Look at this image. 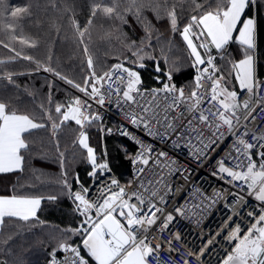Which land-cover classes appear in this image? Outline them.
Instances as JSON below:
<instances>
[{"label": "snow or ice", "instance_id": "snow-or-ice-1", "mask_svg": "<svg viewBox=\"0 0 264 264\" xmlns=\"http://www.w3.org/2000/svg\"><path fill=\"white\" fill-rule=\"evenodd\" d=\"M38 8L40 5L35 0H27L19 4L11 3L10 0H0V22L3 23L9 40L22 46L21 50L17 51L16 47L0 40V44L10 48L14 53L7 60H0V65L15 62L17 59L32 62L36 65V71L52 73L83 93L87 99L73 96L65 103L56 102L53 105L49 93L48 106L40 103V111L37 114L21 111L11 98H0V174L24 173L26 169L34 173L40 172L39 169L31 167V162L37 155L34 151L35 141L31 139L33 131L50 128L51 135L55 138L69 121H73L78 126L72 145L83 150L84 158L91 166V171L87 175L95 180L99 178L101 172H111L106 158L107 149H103L98 160L96 148L90 143L88 129L99 124L101 132L106 131L109 134L112 132L111 128L103 127L102 115L92 108L89 101H95L103 107L113 93L117 95V106L121 98L125 102L137 104V97L144 93L151 95L153 99L160 94H163L165 100L171 98V104L165 108V111L168 108L175 109L182 103L187 104L188 111L199 112L201 122L215 127L216 132H219V139L224 136V132L220 131L222 127L230 135L235 136V125L240 123L241 108L245 111L249 109L248 100L240 101L235 85L230 83L229 78L232 77L238 83L240 90H246L250 94L264 90V79L259 76L258 60L259 40L261 31L264 30V0H186V3L179 4L176 0H127V2L91 0L89 15L83 26L74 15L71 17L72 27L78 34L86 55L88 73L83 78V83H77L47 62H42L37 56L23 51L25 47L34 50L39 47L36 38L27 36L23 32V22L31 18ZM177 8L180 9L179 12ZM185 12L187 17L182 21L181 17ZM147 13H151L157 21H166L171 33L178 34L186 46L190 67L195 70L192 81L194 86L190 87L187 93L185 86L178 87L173 82V68L170 67L166 72L161 69V61L168 65L169 57L164 47H160L159 52L156 51L153 32L159 30L155 29ZM129 16L134 17L141 25L144 32L142 37L130 39L122 28L113 32L100 25V38L110 41L115 37L120 40L129 53L124 56V60L132 65L144 68L146 66L144 61L151 60L156 72L166 76V82L161 81V75L155 77L157 81H161L162 87H144L140 72L133 67H125L124 63H117L107 70L97 71L96 61L89 52L85 37L91 40L95 21L119 20L122 25H128ZM234 43H238L239 48L233 49ZM156 44H159V36L156 37ZM170 50L169 48L168 51ZM234 56L241 58H233ZM50 59L49 56L48 60ZM117 72L120 74L116 75ZM15 75L17 73L5 69L0 72V79L15 85ZM205 82L208 83L207 88L204 86ZM114 84L119 86L113 87ZM49 87L51 88V85ZM204 103L211 105L207 112L216 117L215 121H210L208 114L201 110ZM142 113L132 111L124 115L131 125L153 135L150 124L156 113L151 107H143ZM147 113H151V117L146 115ZM247 118L244 116L245 120ZM167 127L171 128L172 125L169 124ZM121 134L130 137L141 149L136 155L129 156L132 163L140 162L147 165L149 159L145 154H151V145L145 144L127 129L121 131ZM246 136H248L247 131L236 137L240 147L234 146V150L237 154L243 155L247 163L243 166L238 163L234 167H228L223 160H220L213 175L222 174L221 178L230 184L242 182L249 194L264 205V136L257 137L252 134L251 139L257 141V144L249 142L244 138ZM214 143L215 141H212V144ZM54 145L62 169V178L59 182L63 187V194L72 200L75 205L74 211L80 220L76 227L61 229L58 237H50L49 241H36L37 245H43L44 253L43 259L38 264H149L150 256L161 245L153 246L149 241L148 233L160 220L164 209L151 199L146 200L139 191L128 192L115 177H109V180L110 185L116 190L104 185L105 195L97 199L90 198V189L81 182L79 173L73 176L78 185L77 188H73V184L68 179L65 153L60 151L59 139H54ZM257 147L260 150L255 155L259 156V162L254 159L253 154V150ZM204 148L211 149V144H205ZM241 148H243L242 153ZM160 155L167 156V153L161 152ZM206 155L205 151H198L197 159ZM36 179L40 180V176H36ZM155 195L156 193L153 192L152 196ZM45 199L55 201L57 196L44 197L17 192L15 186L10 194H0V232L3 231L6 221L17 228L16 232L4 239V244H8L14 235H20V230L25 225L35 226L46 223L38 215L42 201ZM160 199L163 202V197ZM175 211L183 215L182 209L176 208ZM247 216L249 220L243 227L241 223L235 222L234 226L225 225L228 231L224 239L228 241L231 250L225 253L221 264H264V206L259 207L258 214L254 209L248 212ZM173 219V214L168 212L160 221L161 229H166ZM27 230L31 231V227ZM174 239H180L178 233ZM51 241L54 243L50 244ZM31 247L29 245L23 250L28 251ZM203 251L202 248L200 253L202 254ZM190 255L195 254L190 253ZM2 264H8V261H3ZM13 264H28V262L22 254H19Z\"/></svg>", "mask_w": 264, "mask_h": 264}, {"label": "built area", "instance_id": "built-area-1", "mask_svg": "<svg viewBox=\"0 0 264 264\" xmlns=\"http://www.w3.org/2000/svg\"><path fill=\"white\" fill-rule=\"evenodd\" d=\"M119 74V72L116 73V75ZM117 86L119 85H113V87ZM180 86H185L186 93L189 91L187 85L178 87ZM204 86L207 88L208 83L205 82ZM72 90L77 96L87 99L77 89L72 88ZM239 99L241 102L248 100L249 109L245 111L241 108L240 123L235 125L236 135H230L222 127L220 131L224 132V136L219 139V132H216L215 127L201 122L199 112L188 111L187 104L182 103L175 109L168 108L165 111V108L171 104V98L165 100L163 94L153 99L151 95L144 93L137 97V104L125 102L121 98L119 106L116 104L115 93L103 107L95 101H89L92 108L102 115L103 127L111 128L113 133L127 141L121 146L123 151L129 153L130 145L133 146L131 156L141 151L134 140L121 134L124 129L134 133L145 144L152 147L151 154H145L149 159L147 165L140 162L133 164L130 159L129 181L120 179L106 157L111 172H101L99 178L95 180L93 178L88 186L90 198H101L106 194L104 185L116 190L110 185L109 180V177H115L128 192L139 191L146 200L151 199L157 206L164 209V214L148 233L149 241L153 246L161 245L150 256L149 264H221L225 253L231 250L228 241L224 239L228 231L225 225L234 226L235 222L241 223L243 227L249 220L247 213L255 209L258 214L259 207L264 206L249 194L242 182L230 184L221 178L222 174L213 175V172L217 171V162L220 160H223L228 167H234L238 163L243 166L247 163L245 157L234 150V146L240 147L236 140L237 136L247 131L248 136L244 138L253 144H257V141L251 139L253 133L257 137L264 136V90H257L256 94L245 91L239 94ZM143 107H151L156 113L150 124L153 135L131 125L124 115L132 111L143 114ZM210 107L211 105L204 103L201 110L208 114L210 121H215L216 117L207 112ZM146 115L151 117L152 114ZM244 116L248 117L247 120ZM169 124L172 125L171 128L167 127ZM212 141L215 143L212 144ZM205 144H211V149H205ZM259 150L258 147L253 150L254 159L257 162H259V156L255 153ZM198 151H205L207 155L197 159ZM161 152L167 153V156H161ZM242 152L243 148H241ZM153 192L156 193L155 196H152ZM176 208L182 209L183 215L177 213ZM168 212L173 214L174 219L169 222L166 229H161L160 221ZM177 233L180 236L179 240L174 239ZM209 241L211 243H208ZM202 248L204 251L201 254Z\"/></svg>", "mask_w": 264, "mask_h": 264}, {"label": "trees", "instance_id": "trees-1", "mask_svg": "<svg viewBox=\"0 0 264 264\" xmlns=\"http://www.w3.org/2000/svg\"><path fill=\"white\" fill-rule=\"evenodd\" d=\"M10 2L19 4L27 2V0H10ZM35 2L40 5V8L35 11V14L31 18L23 22V32L27 36L36 38L38 40L39 47L35 50L25 47L23 48V51L27 54L37 56V58L44 61L43 58L47 53V51L44 52V48L45 46H49L51 48L52 55H55L53 58H56L53 60L57 61L59 59V61L65 63L66 65H70L74 70L73 71L71 69L70 73H73V75L76 76L74 78L71 77L70 79H73L77 83H83V78L88 73L86 55L83 51V45L80 43L78 34L74 31L73 27H67L68 29L71 28V33H69L70 37L65 34L66 29H64V27L71 25V17L73 15L75 16V19H78L82 25H84L89 15V5L91 0H35ZM125 2H127V0H125ZM176 2L177 4L181 2L186 3V1L183 0H176ZM177 11L179 12L180 9L177 8ZM146 15L150 16L152 21L155 22L151 13H147ZM129 17L134 20V17ZM186 17L187 12L182 15L181 20L183 21L186 19ZM26 29L29 30L27 31ZM164 30V33H167L168 31L170 32L167 35V39L172 41L173 34L171 33L170 29L167 28ZM0 40H3L5 43H9L11 46L16 47L17 51H20L22 48V46L18 43L11 42L9 40L7 33L3 28L2 22H0ZM60 42L66 43L68 44V47H70L68 50L62 52L63 54L60 53ZM49 47H47V49ZM259 47L261 50H263L264 55L263 30L261 31L260 35ZM169 53L171 54L172 52ZM12 55H14V53L10 51V48H5L3 44H0V60H7V58ZM171 55L169 64L173 65V82L177 86L187 85L189 88L194 86L192 81L195 75V70L190 67L188 51H186L184 48L182 49V54L180 57L184 55L186 59L184 58L183 61L179 62H174ZM77 56H80V58L77 59ZM108 56L109 55H106L104 52L99 57H96V59L99 61L98 64L109 63ZM113 60H116L115 62L122 61V59L119 57L113 58ZM113 62L109 64L110 67L114 65L115 62ZM144 63L146 65L144 68L139 67V72L141 74L142 80L144 81V86H162L161 81L166 82V76L156 72L155 65L151 60H145ZM130 66L133 68L138 67L137 65L132 64H130ZM160 66L163 72L167 71L164 70L163 63H161ZM166 67H168V65H166ZM35 68L36 65L34 63L23 59H17L15 62L0 65V72H3L5 69H7L8 71L17 73V75L14 76V80L16 82L15 85L9 83L7 80L0 79V98H11L12 102L21 111H29L39 114V104H45L49 95L46 94L49 88V77L44 74H32ZM177 68L179 69L178 71L175 70ZM157 75H161V81H157L155 79ZM16 85H19V87H16ZM38 88L39 91H42L46 96H43L42 94L41 96L36 93ZM57 88L61 89L62 91H57L58 93H53L54 95H52V92L50 93L52 101L55 103H65L71 97L75 96L72 90L68 89L65 84L55 81L54 89L58 90ZM69 92L72 94H68ZM55 103H53V105ZM69 125L73 126V131L69 135L71 140L69 139L67 142H63L60 140L62 135L59 138L58 136L60 132H63L62 129ZM91 128L92 129L90 130L88 129L90 143L97 149L98 153L103 152L102 146L104 144L108 151V157L114 172L120 177L121 180L129 181L131 167L130 159L127 157V154L131 155L133 146L130 145L129 153H127L123 151L121 147L122 144L127 143L124 138L116 135L115 133L108 134L102 138L99 124H96ZM77 132L78 126L72 121L66 122L65 126L60 129L57 137L55 138L52 137L50 128L34 130L31 139L35 141L34 151L37 153V155L32 160L31 167L34 169H39L40 172L34 173L30 169H26L24 173L17 172L0 174V193H4L3 191L7 189H10V192L13 191V186H16L19 181L22 182V180H32L35 184L37 183L35 186H27L25 188L23 186H16L17 189L19 188L18 190L21 191L37 190L43 193L46 191L50 193L49 196H57L55 201H49L47 199L42 201L41 211L38 212V215L46 222L45 224H37L35 226L25 225L23 229L20 230L21 234L14 235L13 239L10 240L8 244L3 243L4 239L8 235H11L17 231V228L13 224L7 223L6 221L3 231L0 232L1 259H16L17 255L22 254L23 258L28 262V264H38V262L43 259L44 253L42 251L43 245H37V240L49 241L50 237H58L60 235L61 229L67 228L69 226L76 227L78 225L80 217L74 211L75 205L73 204L72 200L63 194V187L61 183L59 181L51 182L44 181L42 179L45 177L44 175L48 174L59 175V168L61 165L59 163L58 153L54 145V139H59L60 151L65 153V159L67 158L70 162L72 160L81 161L74 166L75 170L71 175L72 178L70 182L73 184V188L78 187L73 179L75 173H79L81 182H83L86 186L90 185L92 178L87 175V173L90 171V167L88 163H86L87 160L84 158L85 154L78 146L74 147L72 145V140L77 135ZM63 147H66V149L63 150ZM71 147H73V149H71ZM42 156L44 158H41ZM70 158L72 160H70ZM45 163H48V165ZM36 176H40V180H37ZM28 227H31V231L27 230ZM50 231L52 232L50 233ZM51 243H54V241H51L50 244ZM29 245L32 246L30 250L24 251L23 249L28 248Z\"/></svg>", "mask_w": 264, "mask_h": 264}, {"label": "rangeland", "instance_id": "rangeland-1", "mask_svg": "<svg viewBox=\"0 0 264 264\" xmlns=\"http://www.w3.org/2000/svg\"><path fill=\"white\" fill-rule=\"evenodd\" d=\"M183 1H186V0H183ZM179 4V3H178ZM148 18L149 19H151L150 18V16H148ZM129 19V24L128 25H122L121 24V22L119 21V20H111V21H108V20H98V21H95L94 22V27L92 28V38H91V40H88V38H87V36L85 37V40H86V42L88 43V46H89V52L93 55V58H94V60L96 61V67H97V71L99 72L101 69H103V70H107L108 68H110V66H109V64L110 63H112L113 61L115 62L116 60H113V58H117V57H119V58H121L122 59V61H117V62H113L114 64H117V63H124V65H125V67H131L130 66V63L128 62V61H125L124 60V56H126V55H129V53L126 51V49L124 48V46H123V44L121 43V41L120 40H117V39H115V37H113V39H111L110 41L109 40H106V39H101L100 38V35H101V29H100V25H103V28L104 29H108V30H112L113 32H115V30H117V29H120V28H122L123 29V31L125 32V33H127V35H128V37L130 38V39H138L139 37H142L143 35H144V32H143V29H142V27H141V25L139 24V23H137L136 22V20H135V18H134V20H132L130 17L128 18ZM76 20H78V19H76ZM155 20V19H154ZM79 21V20H78ZM80 22V21H79ZM80 24H81V26H83L82 25V23L80 22ZM153 24L155 25V29H158L159 31L157 32V31H155L154 30V32H153V44L155 45V47H156V51L157 52H159V49H160V47H164L165 48V50L167 51V55H168V57H169V63H170V55H171V57H172V60L175 62V61H183L184 60V58H185V56L184 55H182V57H180L181 56V54H182V49L184 48V49H186V51H187V48H186V46L184 45V43L182 42V39H181V37L178 35V34H173V40L171 41V44H169V41L170 40H168L167 39V35L170 33L169 31L167 32V33H164V29H167L168 28V25H167V22L166 21H164V20H161V21H157V20H155V22L153 21ZM67 25V24H66ZM69 27H71L72 28V24L70 25V26H65L64 27V29H66L65 30V34L66 35H70L69 33H71V28L70 29H68ZM27 31L29 30V29H26ZM44 31V30H43ZM161 31H163V32H161ZM40 32H42V31H40ZM157 36H159V44H156V37ZM70 37V36H69ZM48 45V44H47ZM60 53L61 54H63L62 52H64L65 50H68L70 47H68V44H66V43H61L60 42ZM47 47H49V46H47ZM47 47L45 46V48H44V52H46L47 51V53H46V55L44 56V58H43V60L44 61H42V62H47V64H49L51 67H54V68H56L58 71H60L63 75H69L68 77L69 78H71V77H75L76 75H73V73H70L71 72V66L70 65H66L65 63H63V62H61V61H59V59L56 61V60H53V59H56V58H53V57H55V55H52V51H51V48L49 47L48 49H47ZM171 49L170 51H168V49ZM49 51V52H48ZM55 51V50H54ZM105 52V54L106 55H109L108 56V58H109V63H103V64H98V60L96 59V57H99L102 53H104ZM169 52H172L171 54L169 53ZM54 53V52H53ZM179 53H180V55H179ZM56 54V53H55ZM175 55H177V56H175ZM51 57V59L50 60H48V57ZM179 57V58H178ZM78 58H80V56H77V59ZM186 59V58H185ZM80 60V59H79ZM78 60V61H79ZM113 60V61H112ZM61 62V63H60ZM145 62V61H144ZM79 63V62H78ZM161 63H163V61H161ZM168 63V67H166V65L163 63V66H164V70H168L170 67L172 68L173 67V65H171V64H169ZM76 64V63H75ZM75 67V66H74ZM135 70H137V71H139V67H136V68H134ZM73 70V69H72ZM74 71V70H73ZM36 72H37V74H44V72H42V70H40V71H36V70H34L33 71V73H35L36 74ZM49 73V76L51 75H53L52 73H50V72H48ZM72 74V75H71ZM45 75V74H44ZM48 76V77H49ZM51 76L49 77V80H48V86L49 85H51V88L49 87L48 88V91H47V93L46 94H49V93H51L52 92V95H54V94H57L58 92L57 91H62L61 89H58V90H55L54 89V85H55V81L57 82V80H55V79H53V78H51ZM54 76V75H53ZM68 88V87H67ZM41 89V88H40ZM68 89H70V88H68ZM42 90V89H41ZM71 90V89H70ZM73 93H74V95L75 96H77V94L74 92V91H72ZM36 93H38L39 95H45L42 91H39V88L37 89V92ZM54 93V94H53ZM68 94H72V93H68ZM41 95V96H42ZM46 96V95H45ZM46 99V98H45ZM47 100V102H45V106L47 107L48 106V99H46ZM44 101V100H43ZM53 103H55L54 101H53ZM26 108H28V107H26ZM94 126V125H93ZM98 127V126H97ZM90 129H92V128H90ZM89 129V130H90ZM94 129V128H93ZM63 130V132H60V134H59V136H58V138L59 137H61V135H62V137L60 138V140L61 141H63V142H67L70 138V134L72 133V131H73V126L72 125H69V126H67V127H65V128H63L62 129ZM101 132V131H100ZM109 133H107V132H105L104 134L101 132V136H102V138L103 137H105L106 135H108ZM110 134H113V132H111ZM71 140V139H70ZM93 146V145H92ZM94 147V146H93ZM103 148L102 149H104V148H106L105 147V145L103 144V146H102ZM66 149V147H63V150H65ZM71 149H73V147H71ZM96 151H97V149H96ZM101 154H102V152H97V156H98V160H99V158H100V156H101ZM72 156V155H71ZM130 155L129 154H127V157H129ZM107 158H108V160H109V157H108V151H107ZM70 160H72L71 158H70ZM73 161V160H72ZM70 162V161H68V159L66 158L65 159V168L68 170V173H69V176H68V179H69V181L71 180V175H72V172L75 170V165H77V163H79V162H81V161H73V162ZM86 163H88L87 161H86ZM109 163H110V165H111V162H110V160H109ZM45 164H47L48 165V163H45ZM88 165H89V167H90V171H91V166H90V164L88 163ZM112 167V166H111ZM59 168V167H58ZM61 173H62V169H61V167L59 168V175L58 174H54V175H50V174H48V175H44L45 177L44 178H42L44 181H51V182H53V181H60L61 180V178H62V176H61ZM92 180H93V178H92ZM92 180H91V182H92ZM37 184V183H36ZM32 180H30V181H26V180H22V182L21 181H19L18 182V184L16 185L17 187L19 186V187H21V186H23L24 188L25 187H33V186H35L36 185ZM15 186V190L17 191V192H24V193H28V194H32L31 192H29V191H27V190H24V191H21V190H18L17 189V187ZM22 189V188H21ZM6 191V192H5ZM5 191H3L4 193H0V194H10L11 192H10V189H7V190H5ZM45 191V190H44ZM49 192H41L40 191V193H34V195H42V196H44V197H47V196H49ZM8 223V222H7ZM16 232V231H15ZM52 231H50V233H51ZM2 255V254H1ZM1 258H2V256H0ZM0 258V264H2V262L3 261H8V264H13V261L15 260V258H12V259H1Z\"/></svg>", "mask_w": 264, "mask_h": 264}, {"label": "crops", "instance_id": "crops-1", "mask_svg": "<svg viewBox=\"0 0 264 264\" xmlns=\"http://www.w3.org/2000/svg\"><path fill=\"white\" fill-rule=\"evenodd\" d=\"M263 33H264V30H263ZM232 48L233 49L239 48L238 43H234L233 46H232ZM258 53H259V55H258V60H259V76H260L261 79H263L264 78V55H263V50H261L260 47L258 48ZM233 58H241V57L234 56ZM227 70L228 69L226 67V71ZM42 72H44L45 75L49 76V73L48 72H45L43 70H42ZM32 74H34V73H32ZM36 74H37V72H36ZM51 78L57 80L58 82H60L62 84H65L68 88H70L72 90L73 87L71 85H69V84L67 85L63 80L59 79L58 77L52 75ZM229 79H230V83H232V84L235 85V90L238 92V94L243 93V92L246 91V90H240L239 89V86H238V83L232 77H230ZM73 89H75V88H73ZM29 192H31L32 194H34V193H40V191H37V190H35V191L33 190V191H29Z\"/></svg>", "mask_w": 264, "mask_h": 264}]
</instances>
